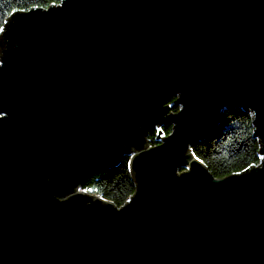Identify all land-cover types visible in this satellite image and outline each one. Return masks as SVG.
<instances>
[{"label": "water", "instance_id": "water-1", "mask_svg": "<svg viewBox=\"0 0 264 264\" xmlns=\"http://www.w3.org/2000/svg\"><path fill=\"white\" fill-rule=\"evenodd\" d=\"M0 42V264H264V0H61ZM232 109L260 163L219 179L191 147ZM124 157L122 207L83 190Z\"/></svg>", "mask_w": 264, "mask_h": 264}, {"label": "trees", "instance_id": "trees-1", "mask_svg": "<svg viewBox=\"0 0 264 264\" xmlns=\"http://www.w3.org/2000/svg\"><path fill=\"white\" fill-rule=\"evenodd\" d=\"M60 2L61 0H0V33L12 13L48 9ZM175 101L176 98H173L171 105ZM172 111L178 112L179 107L173 106ZM171 133L172 126L152 131L148 137L149 145L156 146L160 136L167 137ZM191 148L195 156L219 179L241 173L260 163V144L254 137L252 117L243 110H225L220 125L212 136L194 143ZM83 190L89 195H98L113 202L118 208L122 207L136 190L129 171V158L124 157L114 169L92 175L85 182Z\"/></svg>", "mask_w": 264, "mask_h": 264}, {"label": "rangeland", "instance_id": "rangeland-1", "mask_svg": "<svg viewBox=\"0 0 264 264\" xmlns=\"http://www.w3.org/2000/svg\"><path fill=\"white\" fill-rule=\"evenodd\" d=\"M159 129H160V128H159V127H157L155 130H159ZM159 139H161V140H162V139H163V136H160V137H159Z\"/></svg>", "mask_w": 264, "mask_h": 264}, {"label": "bare ground", "instance_id": "bare-ground-1", "mask_svg": "<svg viewBox=\"0 0 264 264\" xmlns=\"http://www.w3.org/2000/svg\"><path fill=\"white\" fill-rule=\"evenodd\" d=\"M150 133H151V132H150ZM150 133H149V134H150ZM148 137H149V135H148ZM158 144H159V143H158ZM158 144H157L156 146H158ZM156 146H151V147H156Z\"/></svg>", "mask_w": 264, "mask_h": 264}]
</instances>
